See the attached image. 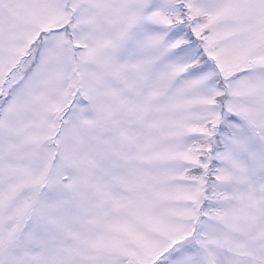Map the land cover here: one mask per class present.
I'll use <instances>...</instances> for the list:
<instances>
[{"label": "snow or ice", "instance_id": "snow-or-ice-1", "mask_svg": "<svg viewBox=\"0 0 264 264\" xmlns=\"http://www.w3.org/2000/svg\"><path fill=\"white\" fill-rule=\"evenodd\" d=\"M0 264H264V0H0Z\"/></svg>", "mask_w": 264, "mask_h": 264}]
</instances>
